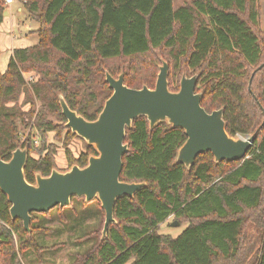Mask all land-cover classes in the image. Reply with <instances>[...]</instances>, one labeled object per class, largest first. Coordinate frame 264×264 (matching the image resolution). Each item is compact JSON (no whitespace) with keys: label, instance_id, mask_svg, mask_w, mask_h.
<instances>
[{"label":"trees","instance_id":"16d2710c","mask_svg":"<svg viewBox=\"0 0 264 264\" xmlns=\"http://www.w3.org/2000/svg\"><path fill=\"white\" fill-rule=\"evenodd\" d=\"M38 23V41L16 47L0 70V158L26 148L25 178L48 175L56 168V146L44 142L48 132L61 138L67 169L84 166L93 146L62 123L58 95L69 108L88 120L101 111L112 93L105 73L123 74L131 88H153L161 64H168V88L176 91L182 74H198L195 91L201 106L223 109L230 136L255 135L244 159L214 162L210 152L199 154L186 168L175 163L185 141L182 128L160 122L149 128L139 116L126 129L128 151L122 157L119 179L145 182L133 197L118 198L115 221L101 239L99 228L87 230L71 252L68 264H264V230L255 245L245 247L248 213L264 204V31L259 28L260 0H191L175 8L173 0H18ZM5 5L0 1V26ZM37 76L27 82L23 73ZM20 94L24 100L19 104ZM28 104L27 109L23 108ZM33 128L43 137L37 150ZM27 130L26 134L23 132ZM79 138L84 149L75 156L67 146ZM37 151L38 157L32 155ZM66 170V169H63ZM92 203H97L92 210ZM88 205V206H87ZM79 214L104 211L97 199L85 203L72 197L68 207L32 212L30 232L9 214L10 203L0 191V264H24L32 252L39 264L51 247L36 239ZM173 217L185 228L177 235L159 232ZM75 217V216H74ZM78 217V216H77ZM67 223V222H66ZM79 245V244H78Z\"/></svg>","mask_w":264,"mask_h":264},{"label":"water","instance_id":"95a60500","mask_svg":"<svg viewBox=\"0 0 264 264\" xmlns=\"http://www.w3.org/2000/svg\"><path fill=\"white\" fill-rule=\"evenodd\" d=\"M161 64L153 88L143 85L131 88L124 84L123 74L113 77L105 73L112 89L97 117L88 120L72 110L62 95H58L65 127L91 145L97 154L89 155L84 166L73 164L69 169L53 168L43 176L35 173V182L26 180L24 166L28 151L16 148L8 160L0 158V191L10 203L9 214L19 219L30 232L32 212H48L70 204L72 197L86 202L97 199L104 211L101 231L103 239L108 226L115 221L114 205L118 198L133 197L145 182H125L119 179L122 157L128 151L124 141L126 129L139 116H145L149 128L160 122L182 128L185 141L177 149L174 161L189 168L199 154L210 152L214 162L244 159L253 145L255 135L230 136L225 128L223 109L207 112L201 106V92H196L198 74L181 75L179 88H168V64ZM177 226L178 222L171 223Z\"/></svg>","mask_w":264,"mask_h":264},{"label":"rangeland","instance_id":"374dc122","mask_svg":"<svg viewBox=\"0 0 264 264\" xmlns=\"http://www.w3.org/2000/svg\"><path fill=\"white\" fill-rule=\"evenodd\" d=\"M174 7L177 8L183 3L190 2L191 0H173ZM19 1L15 0L10 6L13 14H14V27L12 32L6 33L4 31L3 25L1 26V33H0V47L2 48L0 54V70L4 71L6 69L7 63L9 61L10 55L4 48L3 40H4V33L8 34L9 36H14V42L16 45H22L21 43H27V45H33L38 41V37L36 34L32 35L31 32L34 28L38 27V23L31 19L29 14L22 6V11L17 12L16 6L19 5ZM8 5H5V12L8 11ZM259 28L261 31H264V0H260L259 2ZM4 12V14H6ZM11 31V30H9ZM11 33V35H10ZM23 77L26 79L27 82H33L36 80L37 76L33 72H25L23 73ZM24 95L20 94L18 103L20 104L24 100ZM28 104H24L23 108L27 109ZM52 122L57 124H65L62 123L56 115H48ZM65 127V125H64ZM27 130L23 133L26 134ZM33 138L34 144L36 149L38 150L42 145L43 137L39 135V132L33 128ZM64 133H61V138H57L55 132H48L44 137V142L46 144L51 143L56 146V154H55V162L56 168L59 170L67 169L68 165L66 162V158L64 156V148L62 145L64 139ZM63 138V139H62ZM71 152L77 156L83 149L84 143L79 138H71L68 145ZM33 150L32 155L34 157H38L37 151ZM91 202V201H90ZM85 203H89L86 202ZM88 206V205H87ZM65 207H68L65 206ZM92 210H96L98 207L97 203H92L90 208ZM76 211L73 213L71 217H69L68 221L66 220L65 223L57 220L55 216L53 220L47 222L45 226L53 228L52 232L49 233H39L36 235V239L38 240L39 244L46 247H51L54 243H62L59 247H52V249H47L43 253V261L41 264H68L71 260V252L75 250H83L85 249L90 243L91 239L84 241L83 243H79L78 238L83 236L87 230L92 228H99L101 233L103 223H104V216L98 213L97 211L91 213H84L79 214V210L81 207L77 206ZM256 213L252 212L253 214L248 213L245 217L246 221V236H245V247L249 248L248 246L255 245V240L259 237L260 232L264 230V204L261 205L255 211ZM75 216V217H74ZM78 216V217H77ZM177 221L174 220L173 217H169L166 221L160 224L159 232L162 234L170 235V236H177L186 226V224H180L178 221L177 226H172L171 223ZM67 222V223H66ZM79 244V245H78ZM28 254L25 255L22 260L24 264H39L36 260L35 255L32 252H27ZM127 264H130L127 263Z\"/></svg>","mask_w":264,"mask_h":264},{"label":"crops","instance_id":"0c3cea01","mask_svg":"<svg viewBox=\"0 0 264 264\" xmlns=\"http://www.w3.org/2000/svg\"><path fill=\"white\" fill-rule=\"evenodd\" d=\"M15 0H13V2H14ZM12 2V3H13ZM11 3V4H12ZM19 5H17L16 6V11L17 12H21L22 11V3L19 1ZM11 4H9V5H11ZM8 5V12L6 13L5 12V10H4V12L6 13V14H4V18H3V22L1 23V26H2V24H4L3 25V28H4V31L6 32V33H9V32H12V29H13V27L15 26L14 25V14H13V12H12V10H11V8H10V6ZM1 26H0V33H1ZM36 28H34V30H35ZM9 30H11V31H9ZM6 33H4V40H3V44H4V48L6 49V51L8 52V55H10L11 56V54H12V50L14 49V48H16V47H26V46H31V45H27V43H21L22 45H16L15 44V40L13 39L14 38V36L12 35V36H9L8 34H6ZM31 34L32 35H34V33L33 32H31ZM10 35H11V33H10ZM1 50H2V48L0 47V54H1ZM5 70V69H4Z\"/></svg>","mask_w":264,"mask_h":264},{"label":"built area","instance_id":"2783aa9c","mask_svg":"<svg viewBox=\"0 0 264 264\" xmlns=\"http://www.w3.org/2000/svg\"><path fill=\"white\" fill-rule=\"evenodd\" d=\"M4 5H9L13 2V0H0Z\"/></svg>","mask_w":264,"mask_h":264}]
</instances>
